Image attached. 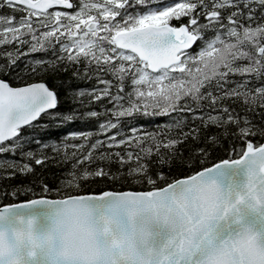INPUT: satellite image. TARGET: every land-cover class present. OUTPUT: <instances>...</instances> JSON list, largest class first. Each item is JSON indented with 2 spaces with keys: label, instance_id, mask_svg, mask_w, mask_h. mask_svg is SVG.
<instances>
[{
  "label": "snow or ice",
  "instance_id": "1",
  "mask_svg": "<svg viewBox=\"0 0 264 264\" xmlns=\"http://www.w3.org/2000/svg\"><path fill=\"white\" fill-rule=\"evenodd\" d=\"M0 264H264V0H0Z\"/></svg>",
  "mask_w": 264,
  "mask_h": 264
},
{
  "label": "trees",
  "instance_id": "2",
  "mask_svg": "<svg viewBox=\"0 0 264 264\" xmlns=\"http://www.w3.org/2000/svg\"><path fill=\"white\" fill-rule=\"evenodd\" d=\"M34 57H42V53H33L31 54ZM46 58V57H44ZM22 66V63H21ZM66 106V105H65ZM165 123L163 118L156 117V118H143L140 117L136 122H134L133 126L146 131H152L157 125ZM67 130H80V131H87L89 130L87 127H85L82 123L77 122L75 124H71L67 126ZM123 130V129H122ZM65 134V129H56L54 131L45 132L42 133L40 137H37L38 139H43L44 141H48L49 139H55L62 137ZM33 147H35V144H33ZM62 167V166H61ZM61 169L57 168L55 165H49V175L51 173H58Z\"/></svg>",
  "mask_w": 264,
  "mask_h": 264
}]
</instances>
